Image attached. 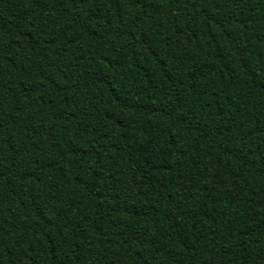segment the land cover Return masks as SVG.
I'll return each mask as SVG.
<instances>
[{"label":"trees","instance_id":"obj_1","mask_svg":"<svg viewBox=\"0 0 264 264\" xmlns=\"http://www.w3.org/2000/svg\"><path fill=\"white\" fill-rule=\"evenodd\" d=\"M0 264H264V0H0Z\"/></svg>","mask_w":264,"mask_h":264}]
</instances>
